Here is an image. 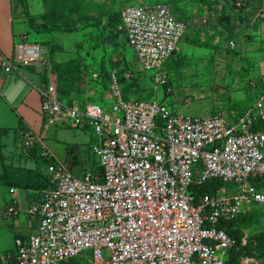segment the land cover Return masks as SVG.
Here are the masks:
<instances>
[{"label":"built area","instance_id":"built-area-1","mask_svg":"<svg viewBox=\"0 0 264 264\" xmlns=\"http://www.w3.org/2000/svg\"><path fill=\"white\" fill-rule=\"evenodd\" d=\"M259 16L264 19V10ZM121 19L142 69L154 71L155 85H167L162 67L180 50L187 23L167 3L125 6ZM26 39L15 44L12 57H3L6 72L43 61L41 46ZM38 90L47 125L94 131L92 152L100 167L78 175L56 158L43 133L22 129L23 152L51 160L49 187L29 204L37 225L16 238L7 262L63 264L93 251V264H226L237 241L218 223L264 204V190L251 181L264 176V126L255 129L264 122V88L243 111L204 116L178 112L158 99H124L115 71L110 111L92 102H63L43 86ZM211 179L233 183L235 191L222 186L197 196L195 187ZM11 192L6 214L17 215L19 188Z\"/></svg>","mask_w":264,"mask_h":264},{"label":"rangeland","instance_id":"rangeland-1","mask_svg":"<svg viewBox=\"0 0 264 264\" xmlns=\"http://www.w3.org/2000/svg\"><path fill=\"white\" fill-rule=\"evenodd\" d=\"M46 1L18 0L16 11L21 16L30 15L42 29L47 23L67 26L40 34L28 27L26 39L41 46L43 61L33 65L41 87L48 88L63 102L76 103V99H82L78 101L80 105L92 102L110 111L113 98L108 76L112 71H117L120 77L131 75L120 80L124 99H158L193 116L213 115L218 110L240 112L260 97L259 87H252L251 82L255 79L264 85V19L259 16L264 10V0H80L75 4L81 5L82 10L74 13L58 11L57 0H48L47 4ZM138 3H168L189 23L180 50L162 67L172 86L171 93L163 85L153 83L154 71L142 69L127 39L115 46L103 41L108 36L107 30L112 28L114 32L126 33L122 29L121 10ZM73 17L79 18L74 26ZM93 74H99L100 78ZM236 96L241 98L237 100ZM258 125L262 127L264 122ZM85 130L91 145L89 168L99 169V159L92 152L96 135L90 128ZM20 139L23 141L22 136ZM25 155L21 145L20 155L12 158L13 163ZM11 168L15 177L25 175V179L35 182L42 179L44 172V167L37 165L26 167L25 172L21 167ZM82 168V164L75 166V173L81 175ZM45 172L47 176L46 167ZM224 186L235 191L233 183ZM255 206L237 224L242 243L253 247L264 243V204ZM102 254L107 256V250H102ZM92 255L93 251H85L68 264H91ZM248 258L249 264H264V255L259 253Z\"/></svg>","mask_w":264,"mask_h":264},{"label":"crops","instance_id":"crops-1","mask_svg":"<svg viewBox=\"0 0 264 264\" xmlns=\"http://www.w3.org/2000/svg\"><path fill=\"white\" fill-rule=\"evenodd\" d=\"M16 2V0H0V175L3 179V183L0 184V264L13 263V261L7 262L4 256L16 249V238L26 236L38 222L37 216H31L28 213L29 204L40 198L39 190L32 188L34 183L29 185V189L19 186V213L17 215L6 214V209L14 197L11 187L21 184H18L17 180L25 179V177H15L11 172V167H21L22 172H25L26 167L42 166L33 152L35 150H32L27 157L26 155L21 156V160L19 156V162L13 163L12 158L14 159L17 154L20 155V142H22L20 136H22L23 126H30L37 132L43 133L56 158L64 161L73 171L74 167L80 164L83 166L82 173L89 167L88 158L91 152L89 134L85 133L87 128L79 130L73 128L72 130L70 127L47 125L41 111L42 96L38 90L41 87L40 78L33 68V65L37 64L20 67L15 72L4 70L3 57H12L15 44L28 38V27L33 29L29 17L21 16L16 11ZM47 41L49 39H45V42ZM163 86L166 87V91L170 86L171 91L167 93L172 92L169 80L168 84ZM258 87L262 90L264 85L261 86L257 82L255 88ZM259 89L258 93L261 91ZM236 97L237 100L241 98ZM79 100L82 99H76V103ZM45 173L44 169L43 174ZM30 222L33 225L30 226Z\"/></svg>","mask_w":264,"mask_h":264},{"label":"trees","instance_id":"trees-1","mask_svg":"<svg viewBox=\"0 0 264 264\" xmlns=\"http://www.w3.org/2000/svg\"><path fill=\"white\" fill-rule=\"evenodd\" d=\"M16 1H18V0H16ZM47 2H48V0L46 1V4H47ZM76 2H80V0H65V1L64 0H61V1L60 0H57L56 1V3H57L56 7H60V9L58 10L60 12H65V11L66 12H72L73 11V13H74V11H77L78 9H81L82 10L81 5L75 4ZM168 5L171 7L172 12L174 13L175 16H177L178 19L183 20L184 22L187 23L188 29H189V23L186 20H184L183 18H181L180 16L177 15V13L175 11L176 9H174L170 4H168ZM16 6H17V4H16ZM70 7H72L73 9L69 10ZM27 17H29L30 22H31V26H32V28L37 33H47V32L48 33H53L51 31V29L67 27V26L62 25V24L61 25H56V24L47 23L46 24L47 27H45V28L42 29V27L40 28L39 26H37L39 24H35L34 19L30 15L27 16ZM78 19H76V18L73 17V26H74L75 23L78 22ZM120 19H121V13H120ZM41 25H43V24H41ZM36 26H37L38 29L36 28ZM110 27L112 28L113 26H110ZM188 29H187V31H188ZM113 33H114V29L113 28L110 29L109 31L107 30V35L108 36L105 37L104 40H103L106 45H108L107 42H106L107 41V38L110 37ZM186 34H187V32L185 33L184 37L186 36ZM115 44L116 43H114L113 46H115ZM176 53L173 54V55H176ZM115 72H117V71H115ZM111 73L108 76L109 89H110ZM97 78H100V75L99 74H98V77ZM119 78L121 80V79L127 78V77L125 75H123L122 77L119 76ZM243 110L244 109H241V111H243ZM24 127L25 126H23V128ZM262 128L263 127H261L259 125H256L255 126V129H262ZM33 152H35L37 158L41 162V165L45 169V167H47L48 163L51 160L45 159V158L41 157L39 154L36 153V151H33ZM71 170H73V169H71ZM1 177H2V175H0V184L3 183L2 182L3 179H1ZM23 177H25V176H23ZM27 179L28 178L24 179L23 181L17 180V183L18 184L21 183V184L20 185L16 184L18 186H14V187H18L19 188V186H20V187H24L26 189H29V185H32L34 183L33 186H32L33 190H39L38 192H40V194L42 193L43 190H46L49 187V178L45 174H43L42 179L39 182H35V181L34 182H31V179H29V181H26ZM251 181L253 183H255L259 188H261V189L264 188L263 187L264 186L263 185L264 184V176H259V177L251 178ZM222 186H224V182L222 180H220V179H211V180H207V181L201 183L200 185H197L195 188L197 190V196H199L200 194H204V193H214V192H216ZM251 210H249L245 214L239 215L238 217H236L234 219H231V220H221L218 223V226L219 227L225 229L229 233V235H231L232 237H234L236 239V241H237L236 245L233 246V247H231L229 249V251H228V256H227L226 264H243L244 260L246 258H248V256H250V255L253 256V255H256L257 253H259L260 255H264V243L263 244L260 243V244H258L257 246H254V247L253 246H250L248 244H243L242 243V233L240 231V228L237 226V224H239L241 221H243L244 218H245V216L248 215ZM83 252H85V251H83ZM83 252H81V253H83ZM80 254H78V255H80ZM93 258H94V253L92 255L91 264H93ZM72 259H70V260H72ZM70 260L67 261V262H64L63 264H68V262H70Z\"/></svg>","mask_w":264,"mask_h":264},{"label":"water","instance_id":"water-1","mask_svg":"<svg viewBox=\"0 0 264 264\" xmlns=\"http://www.w3.org/2000/svg\"><path fill=\"white\" fill-rule=\"evenodd\" d=\"M126 40V36L124 33L117 31L114 32L110 37L107 38V44H114V43H119L123 42Z\"/></svg>","mask_w":264,"mask_h":264}]
</instances>
